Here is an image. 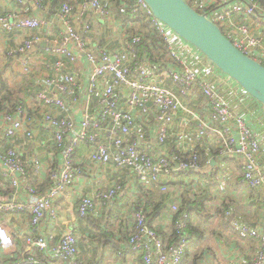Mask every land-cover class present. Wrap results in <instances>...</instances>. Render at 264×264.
<instances>
[{
	"label": "built area",
	"instance_id": "obj_1",
	"mask_svg": "<svg viewBox=\"0 0 264 264\" xmlns=\"http://www.w3.org/2000/svg\"><path fill=\"white\" fill-rule=\"evenodd\" d=\"M184 1L216 23L239 51L264 66V40L238 22L243 17L264 18L260 1ZM47 2L17 0L20 14L0 15V30L39 31L49 24L47 18L30 16L29 9L34 6L43 11ZM78 2L65 3L53 14L59 31L44 53L57 60L50 65L52 75L45 89L36 95L42 116L39 118L37 108L23 105L0 115V137L8 144L21 132L29 143L36 129L45 127L53 150L51 159L36 157L29 163L16 147L0 149L1 186H10L13 191L9 196L0 193V264H42L38 252H43L52 264H84L74 230H68L52 244L40 229L48 220L58 222L55 205L66 196L79 172L76 157L84 144L92 149L91 163L128 172L134 183L152 187L151 191L167 195L176 173L185 183L191 180L203 166L199 145L187 150L180 143L186 135L185 130H176L182 115L187 116L189 129L193 125L198 144L212 140L218 158L239 159L243 182L264 192V129L260 133L250 123L256 115L255 107H250L247 100L251 96L157 19L144 0H125L120 19L102 0ZM94 19L117 22L115 27L121 35L114 47L90 44ZM139 19L149 23L161 38L154 48V62L139 57L138 47L144 39ZM39 42L40 38L33 35L18 50L27 75L33 74L30 52ZM259 120L264 125L263 115ZM124 189V183L118 181L82 196L78 217L97 216L100 208L107 207ZM145 196L136 201L147 202ZM179 213V203L170 205L168 234L149 224L145 210L132 214L127 248L139 254L145 264H182L190 244L187 228L193 215L183 212L177 217ZM230 216L231 212L227 213L226 217ZM23 224H28L26 229H22ZM14 226L23 234L21 244ZM232 226L241 240L258 242V251L249 264H264V220L260 229L239 220H233Z\"/></svg>",
	"mask_w": 264,
	"mask_h": 264
},
{
	"label": "crops",
	"instance_id": "obj_2",
	"mask_svg": "<svg viewBox=\"0 0 264 264\" xmlns=\"http://www.w3.org/2000/svg\"><path fill=\"white\" fill-rule=\"evenodd\" d=\"M66 2L79 3L78 0H66ZM102 2L111 6L113 10L115 9L114 0H102ZM58 7L55 0H48L43 11L37 10L34 6L30 7L28 15L47 18L49 23L39 31L8 33L0 30V74L3 75L9 87L17 92L16 98L25 102L23 106L37 108L39 118L43 111L37 105L35 93L45 89V82L52 75L50 65L57 60L56 57L45 54L44 50L47 43L58 35L59 23L53 16ZM19 9L17 0H0V15L20 14ZM238 22L246 24L254 36H259L264 40V18L243 17L239 18ZM77 23L79 24V19ZM93 23L94 28L89 36L90 44L114 47L121 35L115 27L117 22L110 19L105 22L94 19ZM33 35L39 37L41 42L36 43L30 52L33 74L27 75L21 65V56L19 57L18 50L24 41ZM45 43L46 46H44ZM13 52L15 56H10L9 54ZM247 100L250 107H255L254 111L256 112V115L250 119V123L255 130L262 133L264 125L261 124L259 116H264V109L254 98L248 96ZM186 118V115H182L180 121L183 122L179 121L176 125L177 132L186 131V135L180 140V143L187 150L199 145L200 151L205 152V159L202 164L203 169L194 173L188 182L185 183L179 177V173L174 175L170 181V188L178 189L179 192L168 193L172 196L170 204L179 203V199L184 195L194 202L200 203L206 200V207L205 211H196L192 216L190 244L182 264H249L258 251V242L241 240L232 226V222L239 220L249 227L260 229L264 220V192L255 191L243 182L242 164L239 159L233 157L229 161H224L218 158L215 155L216 145L212 140L198 144L196 131L192 124L189 129L188 123L185 122ZM4 141L5 139L0 137L1 151L10 148ZM10 142L12 143L10 145L22 151L24 156L30 160L29 163L36 157L44 160L51 159L53 153L50 145L51 136L45 127H38L34 140L29 143L25 140L24 132H21L17 139ZM91 151V147L86 144L80 147L76 157V166L79 172L66 196L58 200L55 205L59 212L58 222L54 223L48 220L40 229L52 244L57 243L61 235L68 230H74L79 239L81 258L91 264H143L142 257L130 252L127 248L129 237L124 239L121 234L118 235L116 232L117 236L115 234L114 239L107 238L101 244L98 241H92L90 233H88L89 226L86 219H80L77 210L82 196L90 195L99 189H106L120 181L125 185L124 191L107 207L100 208L98 216L104 209H107L106 211L111 213V217H116V220L124 222V225L132 224L133 226L132 208L140 202V200H136L146 199L145 194L151 192L150 188L152 187H143L134 183L128 172H117L108 167L91 163ZM209 162L211 164H207ZM36 184H39V181ZM1 185L0 180V193L5 196L13 194V191L7 193V189H11L10 186L4 188ZM41 187L42 185H40ZM153 192L156 193L157 190ZM229 212H231V216L227 218L226 215ZM170 220V212H167L162 214V217L158 216L154 225L161 233L168 234ZM27 225L23 224L22 229H26ZM12 229L17 234V242L21 244L23 234L18 233L19 227L14 226ZM80 236L87 240L88 245L85 248ZM38 259L42 264H52L43 252H38Z\"/></svg>",
	"mask_w": 264,
	"mask_h": 264
},
{
	"label": "water",
	"instance_id": "obj_3",
	"mask_svg": "<svg viewBox=\"0 0 264 264\" xmlns=\"http://www.w3.org/2000/svg\"><path fill=\"white\" fill-rule=\"evenodd\" d=\"M144 1L157 19L192 44L264 108V66L261 63L239 51L216 23L184 0Z\"/></svg>",
	"mask_w": 264,
	"mask_h": 264
},
{
	"label": "trees",
	"instance_id": "obj_4",
	"mask_svg": "<svg viewBox=\"0 0 264 264\" xmlns=\"http://www.w3.org/2000/svg\"><path fill=\"white\" fill-rule=\"evenodd\" d=\"M125 0H114L115 3V13L118 16V19L122 17V4ZM260 3H262L264 7V0H258ZM55 3L57 4L58 9L66 2V0H55ZM57 9V10H58ZM56 10V11H57ZM138 27L139 32L141 34H144V39L141 45L138 47V53L139 57L149 59L151 62L156 61L155 56V46H157L160 43L161 38L153 32L151 29V25L149 23H143L142 19H139L138 21ZM203 55V54H202ZM39 92V91H38ZM37 92V93H38ZM37 93H35V98ZM16 91H13L11 87H9L7 81L3 78V75L0 74V115L5 112H14L19 106L24 105V101L21 99L16 98ZM259 103V102H258ZM260 104V103H259ZM260 106H262L260 104ZM5 141L8 144V141L5 139ZM4 141V142H5ZM10 147L12 145L8 144ZM7 145V146H8ZM8 146V147H9ZM7 147V148H8ZM199 161L201 164H204V154L205 152L199 151ZM12 191L10 188L7 189V193H10ZM154 193L153 191L149 192L147 194V202L146 201H140L138 204H135L132 208V213L134 214L138 210H145L147 217L149 219V224L152 226L154 225L155 220H157V217H162V214L170 212V209L168 208V205L170 207V200L171 195H165L160 194L159 192L154 193L152 196L151 194ZM159 195V196H157ZM183 199H179V207H180V213L177 215V217L182 214L183 212H188L189 214H194L196 211H205L206 207V200L199 202H194L189 198L188 196H182ZM175 203V202H173ZM195 204V205H194ZM194 205V206H193ZM107 209H104L101 214L98 216H90L86 218V222L89 226L88 233L92 238V241L96 242L98 241L99 244L103 240H106L107 238L114 239V235L121 234L124 239H128L131 232L130 229H132V224L124 225V222H119L116 220V217H111L110 212L106 211ZM132 218V217H131ZM133 219V218H132ZM191 223L192 220L190 219L189 227L187 228V232L190 234L191 229ZM116 234V236H117ZM174 236L171 237V240L173 241ZM145 264V262H143Z\"/></svg>",
	"mask_w": 264,
	"mask_h": 264
},
{
	"label": "rangeland",
	"instance_id": "obj_5",
	"mask_svg": "<svg viewBox=\"0 0 264 264\" xmlns=\"http://www.w3.org/2000/svg\"><path fill=\"white\" fill-rule=\"evenodd\" d=\"M171 191H172V193H173V192H174V193L179 192L178 189H174V188H170L169 193H170ZM170 195H171V194H170ZM157 196H159V195H157ZM182 199H183V197H182ZM168 208L170 209L169 205H168ZM80 238H81V240H82V245H83L84 248H85V247L88 245L87 240L84 239V238H82V236H80ZM82 261L84 262V264L86 263V261H85L84 259H82Z\"/></svg>",
	"mask_w": 264,
	"mask_h": 264
}]
</instances>
